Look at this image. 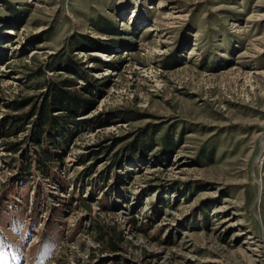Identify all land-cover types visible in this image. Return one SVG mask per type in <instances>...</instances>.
Here are the masks:
<instances>
[{"label": "rangeland", "instance_id": "obj_1", "mask_svg": "<svg viewBox=\"0 0 264 264\" xmlns=\"http://www.w3.org/2000/svg\"><path fill=\"white\" fill-rule=\"evenodd\" d=\"M0 264H264V0H0Z\"/></svg>", "mask_w": 264, "mask_h": 264}, {"label": "trees", "instance_id": "obj_2", "mask_svg": "<svg viewBox=\"0 0 264 264\" xmlns=\"http://www.w3.org/2000/svg\"><path fill=\"white\" fill-rule=\"evenodd\" d=\"M94 62L99 64V65H105V62L103 60H101L100 58H94ZM71 99L69 97H67V94L65 92H62L61 90L59 89H55V93H54V96H53V102L52 104H50L49 106H47V108H50V110L52 108H55V107H59V108H63V109H69V106H71V102L70 101ZM73 103V102H72ZM74 105V104H73ZM54 106V107H53ZM46 107V106H45ZM79 109V108H78ZM48 113H45V110H44V113L43 114V119H45L43 122L44 123H47V122H50L51 121V118L48 117ZM57 122L55 121H52L51 124L54 125L56 124ZM17 125V124H16ZM59 124H56V126H58ZM39 132V135H42V128H40L38 130ZM45 157H47L45 155Z\"/></svg>", "mask_w": 264, "mask_h": 264}, {"label": "bare ground", "instance_id": "obj_3", "mask_svg": "<svg viewBox=\"0 0 264 264\" xmlns=\"http://www.w3.org/2000/svg\"><path fill=\"white\" fill-rule=\"evenodd\" d=\"M95 53H98V52H95ZM101 56H102V54H99V53L95 55V57H98V58Z\"/></svg>", "mask_w": 264, "mask_h": 264}]
</instances>
